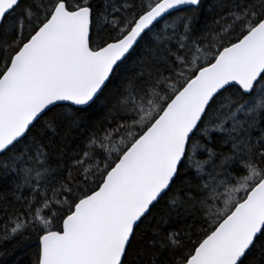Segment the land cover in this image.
Masks as SVG:
<instances>
[{
	"label": "snow or ice",
	"instance_id": "6c2138e0",
	"mask_svg": "<svg viewBox=\"0 0 264 264\" xmlns=\"http://www.w3.org/2000/svg\"><path fill=\"white\" fill-rule=\"evenodd\" d=\"M0 264H264V0H0Z\"/></svg>",
	"mask_w": 264,
	"mask_h": 264
}]
</instances>
